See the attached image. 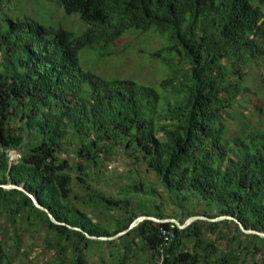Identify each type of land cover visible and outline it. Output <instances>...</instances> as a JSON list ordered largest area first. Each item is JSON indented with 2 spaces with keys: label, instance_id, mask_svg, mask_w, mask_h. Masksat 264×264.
I'll list each match as a JSON object with an SVG mask.
<instances>
[{
  "label": "trees",
  "instance_id": "1",
  "mask_svg": "<svg viewBox=\"0 0 264 264\" xmlns=\"http://www.w3.org/2000/svg\"><path fill=\"white\" fill-rule=\"evenodd\" d=\"M49 1L78 14L84 29L12 14L11 0H0V225L12 241L0 235V264H13L23 225L45 230L43 248L61 264H90L94 244L115 258L111 264L138 252L141 264H238L243 253L264 264V235L236 220L264 232V125L231 133L227 119L253 91L247 67L264 57V0ZM150 30L163 40L151 53L166 66L165 92L82 67V49L107 54L124 34ZM119 149L136 167L107 192L95 182ZM141 164L176 212L156 202V184L134 176ZM4 184L24 187L61 223L28 192ZM184 211L185 220L236 219H198L185 228L145 219L115 238L87 235L113 236L139 215L179 218ZM162 227L175 232L166 246Z\"/></svg>",
  "mask_w": 264,
  "mask_h": 264
},
{
  "label": "rangeland",
  "instance_id": "2",
  "mask_svg": "<svg viewBox=\"0 0 264 264\" xmlns=\"http://www.w3.org/2000/svg\"><path fill=\"white\" fill-rule=\"evenodd\" d=\"M56 1L49 0H11L9 6L12 14H28L38 21L45 24L63 25L80 33L85 24L80 20L78 14H67ZM78 15V16H77ZM163 45L161 36L154 31L139 33L130 31L109 44L106 49L107 54H102L103 48H84L79 53L80 63L83 68L92 70L106 77H126L134 78L139 81L148 82L155 85L162 93L159 82L166 74V66L162 61L153 56L151 52L159 49ZM264 57L260 61L252 62L247 67V84L253 89L252 93L244 94L239 97L235 105L229 109L228 123L229 131L232 133L242 124L254 126L264 125ZM12 158L18 157L17 151H11ZM122 149L116 153V157L111 156L103 164V174L96 185L107 192H115L127 181L130 171L136 166L128 163ZM134 172V171H133ZM134 176L141 177L144 181H152L162 191V196L157 201L167 212H176L177 206L171 196L163 190L162 185L157 180L153 171L145 169V165L139 166V172ZM192 208L202 212L203 206L190 204ZM215 213V210L211 211ZM186 218L185 211L178 218L183 222ZM204 226H202V229ZM206 231V230H205ZM206 233H209V231ZM21 243L19 250L15 253L13 264H61L55 257L53 250L43 248V237L45 230L40 226L23 225L19 229ZM0 235L7 241L8 246L12 241L1 228ZM208 235V234H207ZM64 259L68 253L61 254ZM90 264H102V259L106 264H111L115 258L110 255L108 250L99 249L97 245H92L86 253ZM138 257L128 254L126 264H141L144 259L143 253H137ZM238 264H254L253 258L247 253H243Z\"/></svg>",
  "mask_w": 264,
  "mask_h": 264
},
{
  "label": "water",
  "instance_id": "3",
  "mask_svg": "<svg viewBox=\"0 0 264 264\" xmlns=\"http://www.w3.org/2000/svg\"><path fill=\"white\" fill-rule=\"evenodd\" d=\"M4 187H7V188H13V187H17V188H20L26 192H28L24 187L22 186H18V185H15V184H4L3 185ZM30 194V196L33 198L34 200V203L40 207L41 209H44L46 210L47 212H49V210L43 206L38 198L28 192ZM49 216L51 217V219L56 222V223H61L59 220H57L55 218V216L49 212ZM224 218H230V219H236L234 218L233 216H230V215H220V216H217V217H209V216H205V215H192L190 217H188L184 222H181L178 218H174V217H169V218H159V217H156V216H152V215H139L137 216L129 225V227L123 231H120L118 232L116 235H113V236H96V235H90L87 233V235L89 237H92V238H99V239H108V238H115L125 232H127L128 230L134 228L136 225H138L141 221L145 220V219H152V220H155V221H158V222H174L175 224H177L180 228H185L186 226H188L189 224H191L193 221L195 220H198V219H207V220H212V221H215V220H219V219H224ZM238 221V223L240 224L241 228L245 231V232H248V233H258L260 235H264V232H260V231H257L255 229H247L243 226L242 222L238 219H236Z\"/></svg>",
  "mask_w": 264,
  "mask_h": 264
},
{
  "label": "built area",
  "instance_id": "4",
  "mask_svg": "<svg viewBox=\"0 0 264 264\" xmlns=\"http://www.w3.org/2000/svg\"><path fill=\"white\" fill-rule=\"evenodd\" d=\"M19 156V154H18ZM174 225H172L173 227ZM160 232H161V235L163 237V242H164V245H169L171 243V241L175 238V232L173 229L171 228H165V227H162L160 229Z\"/></svg>",
  "mask_w": 264,
  "mask_h": 264
}]
</instances>
